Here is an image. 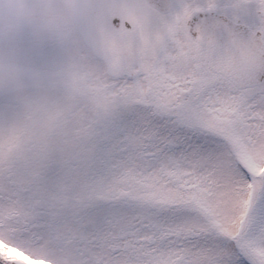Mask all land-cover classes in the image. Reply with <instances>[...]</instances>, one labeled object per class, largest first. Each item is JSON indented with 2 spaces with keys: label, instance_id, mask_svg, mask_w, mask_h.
I'll return each instance as SVG.
<instances>
[{
  "label": "snow or ice",
  "instance_id": "6c2138e0",
  "mask_svg": "<svg viewBox=\"0 0 264 264\" xmlns=\"http://www.w3.org/2000/svg\"><path fill=\"white\" fill-rule=\"evenodd\" d=\"M0 264H264V0H0Z\"/></svg>",
  "mask_w": 264,
  "mask_h": 264
}]
</instances>
